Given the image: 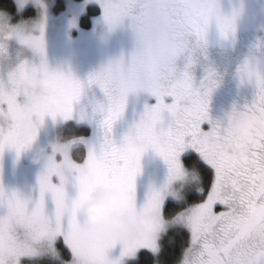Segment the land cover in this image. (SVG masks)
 <instances>
[{
	"label": "snow or ice",
	"instance_id": "snow-or-ice-1",
	"mask_svg": "<svg viewBox=\"0 0 264 264\" xmlns=\"http://www.w3.org/2000/svg\"><path fill=\"white\" fill-rule=\"evenodd\" d=\"M109 28L130 18L135 47L127 59H117L103 71L90 73L87 85H99L107 98L80 101L85 82L70 73L50 69L41 35L17 34L31 56H6L0 43V150L26 142L17 138L20 121L45 114L54 120L96 119L100 135L95 142L83 135L84 152L79 174L58 178L49 162L38 175L40 195L31 204L15 191L0 187V264H20L21 258L46 257L57 264H120V257L138 258L141 248L156 249L153 233L163 228L161 219L175 212V219L190 233L180 264H262L264 241L244 230L243 219L255 215L264 222V71L261 57L253 53L238 68L241 80L255 81V93L246 109L257 118L247 140L241 141L207 113V93L214 80L205 73L202 88L193 86L188 65L197 46L205 43L209 22L227 35L231 17L222 14L218 0H99ZM191 37V46L189 45ZM187 49V65L177 70L175 58ZM5 59L9 60L4 64ZM145 90L155 102L145 104L138 120L113 140V123L122 115L129 92ZM22 96V100L18 97ZM166 97L170 98L166 101ZM98 117V118H97ZM211 125L207 130L201 122ZM151 148L167 166L159 186H150L137 202L134 177L141 168V154ZM189 165L199 173L200 187L183 195L168 189L187 175ZM97 184L115 185L125 193L126 207L144 216V231L132 239H117L103 226L81 223L80 207ZM69 187L72 191H69ZM195 193L197 198L190 202ZM53 207L47 210L45 196ZM157 210L160 216L156 215ZM54 233V236L52 235ZM120 243V257L109 259L106 250Z\"/></svg>",
	"mask_w": 264,
	"mask_h": 264
},
{
	"label": "rangeland",
	"instance_id": "rangeland-1",
	"mask_svg": "<svg viewBox=\"0 0 264 264\" xmlns=\"http://www.w3.org/2000/svg\"><path fill=\"white\" fill-rule=\"evenodd\" d=\"M249 1L258 2L261 0ZM241 2L242 0H218L219 10L222 14H226L225 10L229 8L232 14L237 13L242 4ZM14 3V12H0V43L5 46L6 56L15 58L18 53L24 56H31V50L20 44L17 34L40 36L41 23H43V51L49 68L66 74L70 73L86 84L80 101H74V108L79 109L81 105H84L90 110L89 101L92 99L106 103L107 98L99 85L95 82L87 85V78L90 73L103 71L117 59H127L130 56L135 47V34L130 24V18L124 17L120 23L109 28L104 20L103 8L99 0H62V8L57 11L52 10L53 0H14ZM27 9H32L33 13L23 14ZM89 9H93L95 13L88 14V25L85 27L81 23V17L87 15ZM232 14V21L238 24L244 21L240 14L234 17H232ZM248 23L254 28L257 27V22L254 20L248 21ZM214 36V31L207 30L203 46L195 47L191 53L193 63L188 65V68L192 75L193 86L198 89L202 88L201 81L204 79L205 73L209 74L210 80H214V74L220 73L224 76V73L228 71L224 66L228 56L222 49L223 42L215 43ZM189 45L191 46V37H189ZM240 53H242L244 60L247 57L251 62L252 58L249 53ZM187 55V49L177 55L174 61L177 70H182L187 65ZM260 57L259 66L264 71V56ZM3 63L6 65L9 60L5 59ZM236 81L242 82L239 79ZM244 81L249 84V88L253 92L251 94L254 96L255 81L248 79H244ZM220 90L221 87L215 83L210 86L207 93L208 104ZM22 99V96L18 97V100ZM165 99L167 101L170 98L166 97ZM154 102L155 98L145 90L129 92L126 96L122 115L113 123V140L119 143L129 126L139 119L144 110V105H151ZM228 106L230 105L227 104L225 108ZM207 113L210 120L214 122V119L210 117L213 114L210 105H207ZM67 125L86 126L89 131L83 136L93 142L100 135L96 119L91 121H80L74 118L64 120L57 116L54 120L50 115L45 114L39 120L35 138L39 142H45L56 134L60 135L63 128ZM210 126L208 121L201 122V128L204 130H207ZM78 137L82 138V136ZM78 146H82L84 149L83 144ZM30 156L31 152L25 147L20 150L19 154H17L15 148L8 146H4L0 150V187L9 193L15 191L26 198H30L29 204L40 195L37 181L38 175L46 168L49 162L54 165V171L55 161L60 158L59 154H55L47 165H41L33 162ZM80 162L82 166L83 161L81 160ZM166 172V164L153 149L149 147L141 154V168L134 177L138 203L143 201L150 186H159ZM199 187L198 178L192 171L188 170L187 175L182 179H178L174 186H170L168 192L170 196L175 194V197H179L183 195L185 189L190 188L195 192ZM69 191H72L70 187ZM45 206L49 211L53 207L48 194L45 196ZM5 212L6 207L0 206V215L5 214ZM156 215L160 216L158 210ZM161 223L163 228L153 233V239L157 245L156 249L141 248L140 252L142 250L149 251L153 254L155 260L159 259V262L155 264H162V239L169 230L175 232L183 230L186 232L187 243L183 246L180 255H178L179 257L177 256L171 263L180 264L183 251L189 244V230L179 224V221L175 219V215L168 221L162 218ZM52 235L54 236V233ZM120 249L121 245L117 242L106 250L107 258L115 259L120 257ZM136 261L137 259L134 257L133 259L120 257V264H134ZM20 264H57V262L46 257L37 256L31 259L21 258ZM262 264H264V261H262Z\"/></svg>",
	"mask_w": 264,
	"mask_h": 264
},
{
	"label": "clouds",
	"instance_id": "clouds-1",
	"mask_svg": "<svg viewBox=\"0 0 264 264\" xmlns=\"http://www.w3.org/2000/svg\"><path fill=\"white\" fill-rule=\"evenodd\" d=\"M214 122L244 141L252 134L257 118L245 107L232 103L221 110ZM38 126L39 119L36 116H28L19 122L16 129L17 138L26 142L25 148L31 152L30 159L35 163L47 165L55 154H59L60 158L55 161V174L61 178L79 174L81 162L74 159L71 153L74 147L81 144V138L56 134L45 142H39L35 138ZM145 215L127 208L125 193L115 185H95L80 207L82 224L103 226L118 240L139 236L144 231ZM243 227L255 240L264 241V222L259 221L255 215L245 216Z\"/></svg>",
	"mask_w": 264,
	"mask_h": 264
},
{
	"label": "flooded vegetation",
	"instance_id": "flooded-vegetation-1",
	"mask_svg": "<svg viewBox=\"0 0 264 264\" xmlns=\"http://www.w3.org/2000/svg\"><path fill=\"white\" fill-rule=\"evenodd\" d=\"M241 9L237 13L232 14L231 9H226V14L232 17L240 14L244 21L239 24L232 21L231 28L227 35H221L214 20H211L208 25V31L212 30L215 33V43H221L222 49L228 56L224 66L228 69L224 76L220 73L214 74L213 79L216 85L221 87L218 94L211 99L210 105L212 107L211 119L218 116L222 109H225L227 104L236 103L238 106L245 107L253 99V93L249 88V84L241 80L238 68L244 62L242 53H249L252 58L253 53L259 56H264V0L258 2H251L249 0H242ZM254 20L257 22V27L254 28L248 21ZM239 79L237 82L236 80ZM246 108V107H245Z\"/></svg>",
	"mask_w": 264,
	"mask_h": 264
},
{
	"label": "trees",
	"instance_id": "trees-1",
	"mask_svg": "<svg viewBox=\"0 0 264 264\" xmlns=\"http://www.w3.org/2000/svg\"><path fill=\"white\" fill-rule=\"evenodd\" d=\"M61 8H62V0H53L52 10L57 11L60 10ZM0 10H3L0 12H8V13L14 12L15 10L14 0H0ZM29 13L32 14L33 10L27 9L23 14H29ZM91 13H95V11L93 9L92 10L89 9L87 15L81 17V23L83 26L86 27L88 25V14L90 15ZM88 131L89 130L86 126L67 125L63 128L60 135L63 137H73V136L78 137V136L86 135ZM83 152L84 149L82 146H76L74 147L71 155L74 159L80 162L81 160L78 159L80 158ZM188 170L192 171L199 180V173L194 165H189ZM196 198L197 195L193 194L190 197V202L194 201ZM174 215L175 212H170L167 215L163 216L162 218L163 220L168 221L172 219ZM162 241H163L161 243L162 252H163L161 258L163 262L162 264H171L175 260V258L178 255H180L183 246H185L187 243L186 232H184L183 230H179L177 232L173 230H169L168 233L162 239ZM156 262H159V259L155 260V257L153 256L152 253L146 250H142L138 255L136 263L134 264H155Z\"/></svg>",
	"mask_w": 264,
	"mask_h": 264
}]
</instances>
